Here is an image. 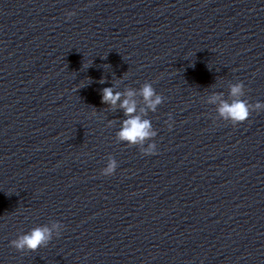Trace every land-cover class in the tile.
I'll return each mask as SVG.
<instances>
[{
    "label": "clouds",
    "instance_id": "obj_1",
    "mask_svg": "<svg viewBox=\"0 0 264 264\" xmlns=\"http://www.w3.org/2000/svg\"><path fill=\"white\" fill-rule=\"evenodd\" d=\"M67 18H71L75 15V12H68ZM104 81L101 80V83ZM244 84L237 83L231 86L230 95L234 97L231 103L227 101H221L217 111L219 115L226 120H230L232 125H237L248 120L252 112H259L264 110V103L256 102L254 105L248 101L242 99L244 95ZM136 93L133 90H128L125 93L115 91L112 87H106L102 90V103L109 104L113 108L120 102V108L124 110V114L127 119L123 121L121 130L118 132V139L126 142L129 145L143 144L146 140L156 136V133L152 131L151 121L148 119H142L137 112V105L134 99ZM140 95L142 96L146 109H141L146 114L147 110L155 111L157 106L160 105L164 97L157 94L156 90L151 83H145L140 89ZM124 97L121 100V97ZM219 97L213 96L210 102L214 103ZM171 129L172 124H168ZM156 144L152 143L144 150L145 155L155 154ZM117 161L114 158H110L106 167L101 170V175L111 176L117 169ZM62 225L53 224L52 227L38 226L32 228L29 232L19 235L16 239L10 241V246L17 251H31L35 252L41 247H46L53 239V230H56V236L61 234Z\"/></svg>",
    "mask_w": 264,
    "mask_h": 264
}]
</instances>
